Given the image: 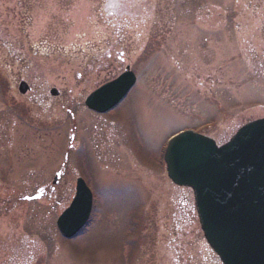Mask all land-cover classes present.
<instances>
[{
  "label": "rangeland",
  "instance_id": "1",
  "mask_svg": "<svg viewBox=\"0 0 264 264\" xmlns=\"http://www.w3.org/2000/svg\"><path fill=\"white\" fill-rule=\"evenodd\" d=\"M108 1L0 0V241L24 252L10 263L0 246V264H222L162 159L182 131L223 145L264 118V0ZM112 43L138 79L99 116L85 100L123 66L84 65ZM26 77L61 92L49 115L19 93ZM78 178L93 210L67 240L56 219ZM46 185L55 199L21 201Z\"/></svg>",
  "mask_w": 264,
  "mask_h": 264
},
{
  "label": "water",
  "instance_id": "2",
  "mask_svg": "<svg viewBox=\"0 0 264 264\" xmlns=\"http://www.w3.org/2000/svg\"><path fill=\"white\" fill-rule=\"evenodd\" d=\"M129 68L94 91L86 106L98 113L112 110L136 82ZM26 84L20 91L25 93ZM165 162L171 181L191 188L203 235L223 264H264V119L242 127L225 145L187 131L171 138ZM58 173L53 185L58 184ZM37 195L29 200H38ZM92 193L82 179L57 227L72 239L87 224Z\"/></svg>",
  "mask_w": 264,
  "mask_h": 264
},
{
  "label": "flooded vegetation",
  "instance_id": "3",
  "mask_svg": "<svg viewBox=\"0 0 264 264\" xmlns=\"http://www.w3.org/2000/svg\"><path fill=\"white\" fill-rule=\"evenodd\" d=\"M112 2V4H109V1L106 3L104 10H109V8L111 9L112 13H116L118 11L117 8V0H110ZM21 52V51H18ZM93 60L89 59L86 61L85 65H84V72H86V68L90 66V64L93 65V67L95 66L97 69L99 68V70H104L107 69L108 67H110V65L112 63H118L119 65L123 66V70L125 71L127 67H129L131 70L132 69V65H130L128 62H126V58H125V54L124 51L121 49V47L117 46L116 44L112 43L107 49H105V51H102L101 53L91 57ZM91 62V63H89ZM30 63V62H28ZM30 64H33V62H31ZM36 62L33 64L35 65ZM132 71V70H131ZM136 75V74H135ZM78 79H80L82 76L81 74H79ZM137 77V76H136ZM21 83L26 84L27 86V90L26 93L23 94L24 99H26L28 101V103H35V105H39L40 108L42 109L43 114L49 115V111L51 108V101L53 99H55L56 97L60 98L61 96V92L58 90V94L56 95V97H53V86H47L45 88L41 87V83H37L34 81H31L29 78H24L23 81ZM20 83V84H21ZM20 84L18 85V89L20 87ZM20 93V92H19ZM41 99V104L40 101ZM32 105V104H31ZM65 112L69 113L70 118L72 119L73 114L70 111V109H68L67 107H65ZM96 114V113H95ZM98 114V113H97ZM96 114V115H97ZM99 115V114H98ZM101 116V115H99ZM48 121V118L45 119V122ZM44 124H48V123H44ZM49 128V127H48ZM51 128V127H50ZM50 131V129H49ZM71 147V146H69ZM67 156V155H66ZM65 156V157H66ZM66 160V159H65ZM68 161V160H67ZM65 172V171H64ZM64 175V173H63ZM61 181V179H60ZM59 181V184H60ZM43 191H42V200L46 199V197H52L53 199L56 198L55 196V188L54 187H49V185L43 186ZM41 188L36 189L35 192H38ZM47 190L50 191V194H48ZM51 198V199H52ZM25 197L21 198V201H24ZM26 201V200H25ZM68 206H62L61 207V211L60 214L67 208ZM59 214V215H60ZM58 218V217H57ZM57 220V219H56ZM22 239L20 241L18 236H15V238H13L12 236L9 237L6 241H0V246H3L2 250H1V256L5 259L6 257L10 258L9 260H11L10 263H14L15 262V258L20 259L19 257H21L20 255H22L23 252V244H22ZM24 255L22 257V260L20 261L22 263V261L24 262ZM14 260V261H13ZM9 261H7V263L5 264H10L8 263ZM24 264V263H23Z\"/></svg>",
  "mask_w": 264,
  "mask_h": 264
}]
</instances>
